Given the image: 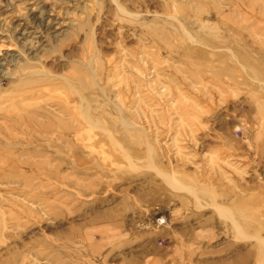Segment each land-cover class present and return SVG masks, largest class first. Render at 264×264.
I'll return each instance as SVG.
<instances>
[{"label":"rangeland","instance_id":"rangeland-1","mask_svg":"<svg viewBox=\"0 0 264 264\" xmlns=\"http://www.w3.org/2000/svg\"><path fill=\"white\" fill-rule=\"evenodd\" d=\"M0 66V264H264V0H0Z\"/></svg>","mask_w":264,"mask_h":264},{"label":"bare ground","instance_id":"bare-ground-1","mask_svg":"<svg viewBox=\"0 0 264 264\" xmlns=\"http://www.w3.org/2000/svg\"><path fill=\"white\" fill-rule=\"evenodd\" d=\"M2 65V64H1ZM1 67V66H0ZM5 74H3V76H4ZM1 77H2V75H1ZM260 239V238H259Z\"/></svg>","mask_w":264,"mask_h":264}]
</instances>
